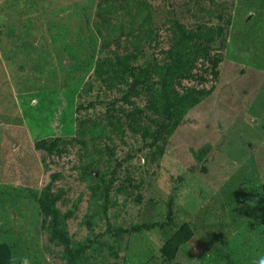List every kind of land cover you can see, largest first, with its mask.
<instances>
[{
    "label": "rangeland",
    "instance_id": "obj_1",
    "mask_svg": "<svg viewBox=\"0 0 264 264\" xmlns=\"http://www.w3.org/2000/svg\"><path fill=\"white\" fill-rule=\"evenodd\" d=\"M96 2L0 0V242L10 246L9 264H64L60 249L45 243L30 194L54 172L60 174L54 184L66 192L57 206L72 211L66 228L73 244L96 236L77 264H157L158 248L183 223L189 233L175 255L180 264H251L264 255V0L232 1L225 42L213 44L222 54L214 89L188 109L163 153L152 156L151 147L127 132L124 143L115 140L121 164L114 179L108 181L113 160H102L93 172L102 180L91 198L86 182L76 180L75 150L57 159L44 157L33 144L68 139L78 118L102 110L95 104L76 111L78 103L104 94L92 81L100 55ZM148 2L158 16L188 19L186 0ZM7 191L16 198H7Z\"/></svg>",
    "mask_w": 264,
    "mask_h": 264
},
{
    "label": "trees",
    "instance_id": "obj_2",
    "mask_svg": "<svg viewBox=\"0 0 264 264\" xmlns=\"http://www.w3.org/2000/svg\"><path fill=\"white\" fill-rule=\"evenodd\" d=\"M31 1L38 3L40 0ZM232 1L186 0L189 5L186 7L187 22L171 14L158 16L148 0H97L93 26L100 41V55L93 63L92 81H96L98 89L102 87L104 94L102 98L94 94L93 101L86 104L78 103L76 111H87L95 104L102 105V110L95 115L85 114L78 118L74 135L68 139L58 136L39 138L34 141V148L44 157L57 159L75 150L76 161L72 168L77 170L76 180L86 182L91 198L99 190L97 182L102 180V174L93 175L94 171L98 172L102 160L105 164L113 160L108 181L114 179L115 168L121 164L114 157L115 140L124 143L123 137L127 132L138 135L143 146L151 147L152 156L162 154L164 142L188 109L214 89L222 54L213 44L218 40L225 42L231 22ZM167 11L171 12L169 7ZM159 31L162 32V37L159 35L161 39L156 37ZM148 49L151 51L145 55ZM90 87L89 83L88 90ZM109 95L111 97L106 98ZM138 100L143 101L142 106L136 102ZM49 177L36 194L30 193L36 202L39 227L45 234V243L60 249L64 264H77L79 259L85 260L82 254L96 243V236L92 241L73 244L66 228L72 211L67 208L60 212L57 206L66 200L64 188L54 184L60 179V174L54 172ZM124 180L131 182L128 177ZM109 185L103 188V212ZM262 193L264 197V182ZM5 195L7 198L17 196L13 197L14 194L8 191ZM85 224L89 225L88 221ZM163 225L117 227L112 233L117 236ZM186 229L187 225L183 223L178 232L158 248L157 264L182 263L175 255L189 233ZM109 230L107 227L106 232ZM11 259L10 246L0 242V264H9Z\"/></svg>",
    "mask_w": 264,
    "mask_h": 264
},
{
    "label": "clouds",
    "instance_id": "obj_3",
    "mask_svg": "<svg viewBox=\"0 0 264 264\" xmlns=\"http://www.w3.org/2000/svg\"><path fill=\"white\" fill-rule=\"evenodd\" d=\"M235 235V233H233ZM27 264V262H25ZM251 264H264V255H261L251 261Z\"/></svg>",
    "mask_w": 264,
    "mask_h": 264
}]
</instances>
